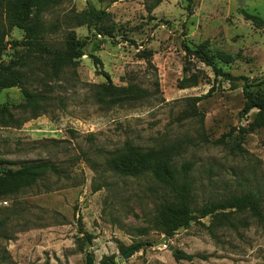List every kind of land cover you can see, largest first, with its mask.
Segmentation results:
<instances>
[{"label": "rangeland", "instance_id": "rangeland-1", "mask_svg": "<svg viewBox=\"0 0 264 264\" xmlns=\"http://www.w3.org/2000/svg\"><path fill=\"white\" fill-rule=\"evenodd\" d=\"M154 1L53 0L43 14L46 43L61 48L74 31L86 42L85 55L58 79L48 77L39 58L19 69L28 89L44 93L46 112L38 117L30 118L19 88L0 90V167L48 162L57 169L16 195L0 196V264H86L87 253L95 264L108 256L117 264H264V222L246 212L233 214V227L210 235L206 218L167 239L150 228L163 191L148 177H121L106 164L128 144L169 147L178 168L192 164L194 205L252 190L264 213V126L247 130L257 110L242 113L244 84L264 95V24L244 17L264 20V0H193L190 6L188 0H161L152 7ZM90 6L105 17L97 26H78ZM22 38L17 28L5 38L4 63L22 55L21 47L11 45ZM183 43L192 49L206 43L212 55H232L231 64L216 65L234 80L215 77L191 58L199 82L178 89ZM144 49L151 52V65L137 56ZM100 71L116 87L137 85L144 98L124 105L99 102L97 87L107 82ZM210 89L195 106L199 122L189 116L188 98ZM125 247L136 252L119 261ZM176 250L195 257L177 261Z\"/></svg>", "mask_w": 264, "mask_h": 264}, {"label": "trees", "instance_id": "trees-1", "mask_svg": "<svg viewBox=\"0 0 264 264\" xmlns=\"http://www.w3.org/2000/svg\"><path fill=\"white\" fill-rule=\"evenodd\" d=\"M160 2L161 0H155L152 7L157 6ZM192 2L193 0H188V5L190 6ZM52 4L53 0H0V18L4 21V25L0 27V90L19 88L24 97V107L29 108L32 112L31 119L45 114L47 103L44 93L33 91L25 86L28 78L23 76L19 69L27 64L28 59L39 58L46 67L45 72L48 77L58 79L67 68L77 66L78 61L85 55L83 48L86 42L78 39L74 31L67 33L61 48H54L45 42L46 28L43 14ZM105 15V11L96 10L90 6L80 17L78 26H97ZM244 17L255 24H264V20L259 17L247 14H244ZM14 28L23 32V38L20 41H12L11 45L13 48L21 47L24 51L16 61L6 64L2 61L6 45L5 38ZM182 47L186 61L182 69L183 76L177 83L178 89L195 87L199 82L198 72H191L189 67L191 58H195L209 67L215 77H222L228 81L234 80L231 75L223 72L216 65V63L231 64L234 60L232 55L222 51H217L212 55L208 52L206 43L199 44L193 49L185 43L182 44ZM94 48L98 50V45H95ZM137 54L147 65H151L150 51L144 49L138 51ZM92 59L94 65L100 66L97 57L92 56ZM100 74L107 82L97 87L96 95L99 102L124 105L135 103L144 98L145 91L137 85L116 87L111 83L106 72L100 71ZM249 88V85L244 84L245 103L242 113L246 114L252 109L257 110L254 120L247 129L253 131L264 126V95H254ZM211 92L212 89L201 97L188 98L191 109L190 117H199V122H202V116L197 112L195 106ZM237 148L240 147L237 146ZM106 164L111 172L121 177H148L163 191L160 198L154 203L150 228L167 239H171L179 229H186L192 223L203 225L201 220L206 218H208V225L203 226L210 235H213L219 227L226 225L233 227V214L246 212L258 223L264 222L261 198L257 192L252 190L222 200L209 201L199 206L194 205L193 185L188 178L192 164L183 163L178 168L174 161L172 148L142 150L128 144L124 149L118 150L106 159ZM56 171L55 166L48 162L22 163L16 170L0 167V196L16 195L24 188L36 185L47 173ZM135 245L139 248L142 244ZM130 248L132 247L120 248L121 255ZM173 257L177 261L191 262L195 256L176 250ZM86 264H95L92 253L86 254ZM97 264H117V262L115 256H108L103 257Z\"/></svg>", "mask_w": 264, "mask_h": 264}, {"label": "water", "instance_id": "water-1", "mask_svg": "<svg viewBox=\"0 0 264 264\" xmlns=\"http://www.w3.org/2000/svg\"><path fill=\"white\" fill-rule=\"evenodd\" d=\"M238 4L241 5L242 4V0H238ZM166 238L163 237L160 241H158L157 243H155V246H157L158 244H161L162 242H164ZM136 252L135 248H130L129 250H127L125 253H123L121 255V258H119L118 260H127L129 259L134 253ZM175 253V251H174Z\"/></svg>", "mask_w": 264, "mask_h": 264}]
</instances>
